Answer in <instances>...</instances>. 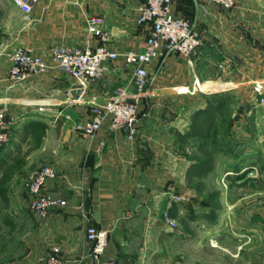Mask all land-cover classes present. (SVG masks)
Segmentation results:
<instances>
[{"label": "crops", "instance_id": "1", "mask_svg": "<svg viewBox=\"0 0 264 264\" xmlns=\"http://www.w3.org/2000/svg\"><path fill=\"white\" fill-rule=\"evenodd\" d=\"M139 3L35 0L23 13L11 0L0 1V108L10 121L0 148L7 173L0 185V264H41L54 246L62 264H73L90 248L83 238L88 224L107 231L103 257L132 264H204V246L226 244L225 230L233 232L240 255L259 253L264 104L251 87L264 81V0H235L229 9L205 0H172L170 11L193 22L204 33L203 44L191 58L160 50L146 65L149 82L137 104L132 139L108 119L91 135L81 134L74 124L89 116L90 103H101L117 88L128 96L136 93L134 63L125 53L140 50L148 33L135 22ZM90 14L102 18L104 42L86 34ZM102 43L117 56L75 99L66 93L72 79L52 67L17 84L6 79L16 46L51 65L50 46L92 49ZM208 83L219 88L204 90ZM215 92L229 100L202 139L214 168L186 184L185 170L198 158L196 139L181 144L174 132L186 130ZM45 165L56 173L45 191L65 204L39 219L29 211L26 183ZM213 192L218 208L212 210L205 200ZM172 204L176 215L168 213ZM177 215L186 219L187 231ZM182 241L194 250L190 257L182 253Z\"/></svg>", "mask_w": 264, "mask_h": 264}, {"label": "built area", "instance_id": "2", "mask_svg": "<svg viewBox=\"0 0 264 264\" xmlns=\"http://www.w3.org/2000/svg\"><path fill=\"white\" fill-rule=\"evenodd\" d=\"M20 11L28 13L30 5L35 0H11ZM222 9L233 7L235 0H205ZM172 0H140L137 7L135 22L148 29L143 46L140 50H129L125 57L134 63L132 83L136 89L134 95L128 96L124 89L117 88L101 103H90L89 116L74 124V128L84 135L94 133L104 119H108L113 127L124 126L126 138L132 139L136 133L137 104L149 82L146 65L157 58L160 50L191 58L204 42V33L195 24L170 11ZM103 20L98 15L85 17V31L88 36H96L102 42L106 33L102 29ZM47 53L51 59L50 65L42 56L33 54L22 46H16L9 55V66L6 79L12 84L19 83L30 74L41 73L50 67L62 71L72 81L82 85V90L90 80L101 76L105 69L104 63L113 60L117 54L104 43L93 47L50 46ZM252 94L258 97V102L264 104V81H256L251 87ZM10 121L5 118L4 109L0 108V146L8 140ZM56 177L54 169L42 166L37 169L26 183L29 195L28 208L36 218H44L48 211L65 204L64 199L45 191V186ZM178 197H173V200ZM165 223H174L165 217ZM83 238L90 243L86 255L74 259L73 264H132L129 261H119L114 257H103L107 241V231L88 224ZM57 247H52L41 264H62L57 256Z\"/></svg>", "mask_w": 264, "mask_h": 264}, {"label": "trees", "instance_id": "3", "mask_svg": "<svg viewBox=\"0 0 264 264\" xmlns=\"http://www.w3.org/2000/svg\"><path fill=\"white\" fill-rule=\"evenodd\" d=\"M219 88L215 86L211 89L206 88V90H213ZM205 106L202 109L197 110L187 129L183 132L175 131V137L181 144H186L189 139H196L195 143V151L198 155V158L194 160L185 170L184 178L186 184H190L193 180L200 179L204 177L207 173H209L214 168V158L213 153L207 147H205L202 143V139L210 132L212 129L215 118L220 114V108L222 104H224L227 100H229V96L223 92H215L206 97ZM0 185L3 183L5 178L7 177L6 170L3 169V164L0 162ZM3 195L0 193V200H2ZM216 193H211L207 199L205 200L206 204L211 206L212 210L218 208V204L216 202ZM168 213L172 215H176V206L172 204L168 209ZM177 219L180 222H183L184 219L177 215Z\"/></svg>", "mask_w": 264, "mask_h": 264}, {"label": "rangeland", "instance_id": "4", "mask_svg": "<svg viewBox=\"0 0 264 264\" xmlns=\"http://www.w3.org/2000/svg\"><path fill=\"white\" fill-rule=\"evenodd\" d=\"M3 22H4V15H0V27H1V23ZM210 86L211 85L209 84L206 88L211 89ZM206 88L203 89L206 90ZM2 146H0V148ZM165 217H167V215H165ZM183 222H184L183 227L185 231H187L185 227L186 219H184ZM262 232L263 231H260L259 233L260 236L258 238L259 242H262L258 245L259 253L253 254L250 253L249 251L243 250V255H240V252H238L240 248L239 247L237 248L235 246V236L233 232L230 230H225L221 232V235L226 237V242H225L226 244L220 245L217 244L215 241H210L209 244L211 246L209 245L204 246L205 249L203 250L205 253L203 256L205 260L204 264H264V233ZM212 240H216V238L213 237ZM180 244L183 245L181 246L180 249L184 254V256L190 257L189 252L192 253V251L194 250L191 249L188 242L182 241Z\"/></svg>", "mask_w": 264, "mask_h": 264}, {"label": "water", "instance_id": "5", "mask_svg": "<svg viewBox=\"0 0 264 264\" xmlns=\"http://www.w3.org/2000/svg\"><path fill=\"white\" fill-rule=\"evenodd\" d=\"M81 91L82 85L75 81L70 82L66 88L67 97L70 99L77 98Z\"/></svg>", "mask_w": 264, "mask_h": 264}]
</instances>
